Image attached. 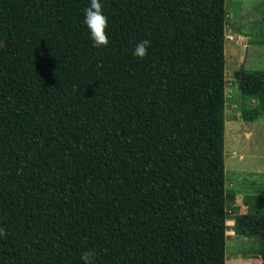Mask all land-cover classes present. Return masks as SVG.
<instances>
[{
  "label": "trees",
  "instance_id": "obj_1",
  "mask_svg": "<svg viewBox=\"0 0 264 264\" xmlns=\"http://www.w3.org/2000/svg\"><path fill=\"white\" fill-rule=\"evenodd\" d=\"M90 2L0 0V264H225V0H100L101 48ZM234 75L256 120L264 69Z\"/></svg>",
  "mask_w": 264,
  "mask_h": 264
},
{
  "label": "rangeland",
  "instance_id": "obj_2",
  "mask_svg": "<svg viewBox=\"0 0 264 264\" xmlns=\"http://www.w3.org/2000/svg\"><path fill=\"white\" fill-rule=\"evenodd\" d=\"M225 10V264L258 263V238L244 232L240 215L245 195L264 194V114L243 120L242 108L257 99L241 94L234 71L264 69V0H225Z\"/></svg>",
  "mask_w": 264,
  "mask_h": 264
},
{
  "label": "clouds",
  "instance_id": "obj_3",
  "mask_svg": "<svg viewBox=\"0 0 264 264\" xmlns=\"http://www.w3.org/2000/svg\"><path fill=\"white\" fill-rule=\"evenodd\" d=\"M85 24L89 30L90 38L93 42V47L101 48L107 47L109 40L106 33L108 26L107 17L102 12V5L100 0H91L90 7L85 9ZM149 40L139 42L134 50V56L143 59L147 55ZM4 229H0V236H5ZM95 252L92 250L82 253L81 260L83 264H93Z\"/></svg>",
  "mask_w": 264,
  "mask_h": 264
}]
</instances>
